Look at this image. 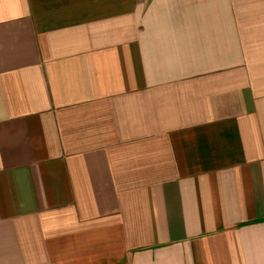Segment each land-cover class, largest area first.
Segmentation results:
<instances>
[{"label": "crops", "instance_id": "obj_1", "mask_svg": "<svg viewBox=\"0 0 264 264\" xmlns=\"http://www.w3.org/2000/svg\"><path fill=\"white\" fill-rule=\"evenodd\" d=\"M0 264H264V0H0Z\"/></svg>", "mask_w": 264, "mask_h": 264}]
</instances>
